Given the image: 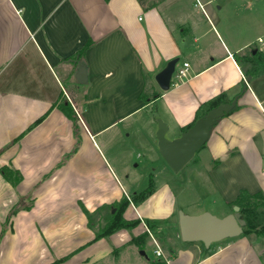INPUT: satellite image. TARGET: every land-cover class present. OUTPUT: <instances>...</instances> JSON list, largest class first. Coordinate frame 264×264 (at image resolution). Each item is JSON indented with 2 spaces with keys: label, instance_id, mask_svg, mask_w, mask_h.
<instances>
[{
  "label": "crops",
  "instance_id": "obj_1",
  "mask_svg": "<svg viewBox=\"0 0 264 264\" xmlns=\"http://www.w3.org/2000/svg\"><path fill=\"white\" fill-rule=\"evenodd\" d=\"M215 1L194 0L200 13L189 19L184 0L151 8L138 0H0V264H53L87 244L60 264H264V236L206 247L180 233V212L223 218L241 192L264 195V69L244 89L252 68L240 59L261 38L242 39L230 25H216L226 6L246 0L213 7ZM248 4L254 8V0ZM175 58L190 63L189 77L162 91L155 77ZM220 95L239 97V109L211 129L186 175L195 174L199 185L206 176L223 208L181 205L171 183L160 182L124 213L139 226L93 242L96 231L81 205L96 215L146 190L135 171L161 156L159 121L174 140ZM3 167L22 180L13 185ZM22 198L30 209L20 208L1 236ZM157 245L164 258L155 255Z\"/></svg>",
  "mask_w": 264,
  "mask_h": 264
},
{
  "label": "rangeland",
  "instance_id": "obj_2",
  "mask_svg": "<svg viewBox=\"0 0 264 264\" xmlns=\"http://www.w3.org/2000/svg\"><path fill=\"white\" fill-rule=\"evenodd\" d=\"M162 0H146V5H152V4H159ZM233 0H217L214 2L213 7L215 5L217 6H223L226 3H229ZM184 6L187 8V12L191 13L188 17L189 19L195 17H198V14L200 13V9L194 7V0H184L183 2ZM248 4V0L245 1V5ZM244 6H236V4L232 3L230 7H225L223 11L221 12L220 16V23L216 22V25L221 30L222 25H230V28L233 29L234 32H240L243 37L242 39H253L256 40L258 37H260L261 41L264 43V0H254V8H251V10L245 9ZM249 5V4H248ZM194 11V12H192ZM198 11V12H197ZM249 19V20H248ZM215 20V19H214ZM248 20V21H247ZM255 20V21H253ZM223 23V24H222ZM223 36L225 38V33H223ZM227 39V37H226ZM260 41H257L256 47H252L250 50H248L245 55L240 56V59L243 62H246V60L252 61L253 50H258L260 52V49H264V44ZM258 47V48H257ZM183 60V59H182ZM252 63L250 65H247V67L252 68ZM197 154L192 161L181 171L174 172L172 171L168 165L165 163V160L159 155L157 156L154 161H146V162H140V168L136 169L135 172H138V177L140 180V186L142 188L149 187H155L156 184H160V182H169L172 185V188L174 189L175 195L178 199V203L184 206H207V208H210L212 211L218 212L220 211V208L222 207V203L220 200V197L215 196L213 191L211 190V186L209 182H207L206 176L200 177L202 178V182L199 185V182L196 180V176L194 175H186L193 167H195V164L197 163L198 159ZM201 155V154H200ZM135 170V169H134ZM188 171V172H187ZM132 195H130L131 197ZM251 210L254 211L256 208V212L251 214L250 221L254 223H259L264 225V220L257 221V217H263L264 218V207L262 202H258V200H251ZM29 204V203H27ZM185 208V207H184ZM229 210L233 213L232 208L230 207ZM263 212V213H262ZM262 213V214H261ZM109 216V211H100L98 214L93 216V223H94V230L98 232L100 229L104 228L107 224V220ZM178 214L176 215V217ZM9 225H7V228ZM161 242H164V244L168 247L169 242L167 235H161L158 236ZM145 251V250H143ZM147 255L150 258L155 257L153 254V249L149 247L147 249ZM139 256V255H137ZM136 257V254L134 255Z\"/></svg>",
  "mask_w": 264,
  "mask_h": 264
},
{
  "label": "water",
  "instance_id": "obj_3",
  "mask_svg": "<svg viewBox=\"0 0 264 264\" xmlns=\"http://www.w3.org/2000/svg\"><path fill=\"white\" fill-rule=\"evenodd\" d=\"M256 52V51H255ZM180 58L168 62L160 71L155 80L162 91H169L172 86V76ZM252 76L245 78V87ZM77 80L79 83L86 82V68L80 65ZM239 97L226 105H220L199 118L186 132L174 140L166 138L167 125L159 121V129L156 134L158 148L161 156L174 172L185 168L195 157L196 153L206 144L211 129L217 120L223 118L226 113L233 110ZM240 208L234 206L233 213L220 218L209 212L191 216L184 212L179 214V227L182 240L185 242H202L206 247L226 239L235 238L243 234L244 220L240 218ZM143 254L144 251L142 252ZM264 256V255H263Z\"/></svg>",
  "mask_w": 264,
  "mask_h": 264
},
{
  "label": "trees",
  "instance_id": "obj_4",
  "mask_svg": "<svg viewBox=\"0 0 264 264\" xmlns=\"http://www.w3.org/2000/svg\"><path fill=\"white\" fill-rule=\"evenodd\" d=\"M138 1L140 2V4L142 6H144V7L146 6V0H138ZM154 6L155 5L152 4L148 8H151ZM91 44L92 43L90 42L85 46V48L80 52V56H83L85 54L86 50L91 46ZM252 55H253V59H252V61H250L253 64L252 69L246 72V74H245L246 77H248V76L253 77L260 70L264 69V52H260V51L256 50V53H252ZM230 102L231 101L227 100L224 95H220L217 98H215L211 101H208L207 103H205L201 107L204 109H202V110L200 109L197 112L196 119L194 120V122L191 123L190 125L186 126L183 129V132H186L188 129H190L195 124V122L199 118H201L203 115H205L208 111H210V110H212V109H214L220 105L229 104ZM60 108L70 119H72L74 121L77 120V114L75 112H73L70 104L63 103L60 105ZM238 109H239V106L236 104V106L233 108V110L226 113L224 117L230 115L231 113H233L234 111H236ZM219 120H217V122ZM76 130H77V127H76ZM205 145L203 147H205ZM1 173L13 185H17L22 180V176L20 175V173L14 169L9 168V167L1 168ZM151 186L149 187V189H146L142 192L136 193V194L132 195L131 197L124 196L122 201L118 204H114L111 206H105V207L100 208L98 210V212L102 211V210L109 211V216H108L109 218L107 220L106 226L104 228L100 229L98 232H96V235H95L93 242H96V241H98L104 237L110 236V235L118 232L119 230L134 229L137 226H139L141 223V220H131V221L127 220L124 217V213L131 203H134L135 205H139L146 198L151 196L153 193V187H151ZM251 200H256V201L258 200V202L261 201L263 204V207H264V195L262 193H257V194L251 195L246 191L241 192L240 196L238 197L236 202L233 204V206H238L240 208V213H239L240 218L242 220H244V222H245V224L243 226V234L242 235L247 236V235L255 234L257 236H264V225L259 224V223H254V222H251L249 220L251 217V214L256 212L255 211L256 208L254 211L251 210V203H250ZM31 204H32V202L27 204V202H25L24 198L20 199L17 207H15L9 213L8 218L4 224L1 236H3L4 233L6 232L7 225L10 224L11 218L18 212V210H20V208H23V207L25 209H30ZM81 208L88 218L90 228L94 229V223H93V219H92L94 214L90 213L83 205H81ZM262 220H264V218L262 216L257 217V221L262 222ZM145 223L147 224L148 228L150 229L151 228L150 222L145 221ZM88 245L89 244L85 245L84 247H86ZM84 247H81L80 249L74 251L73 253H71L67 257H64L60 260L55 261L53 264H60V263L67 261L71 256H73L74 254H76L77 252L82 250ZM141 249H143V248H141Z\"/></svg>",
  "mask_w": 264,
  "mask_h": 264
},
{
  "label": "built area",
  "instance_id": "obj_5",
  "mask_svg": "<svg viewBox=\"0 0 264 264\" xmlns=\"http://www.w3.org/2000/svg\"><path fill=\"white\" fill-rule=\"evenodd\" d=\"M261 43L263 41L260 40ZM189 71H190V63L189 62H179L176 65L175 71L172 76V85H178L180 83H183L188 77H189ZM155 255L158 258H164V253L162 249L157 245V248L155 250ZM166 262H168V259H165Z\"/></svg>",
  "mask_w": 264,
  "mask_h": 264
}]
</instances>
